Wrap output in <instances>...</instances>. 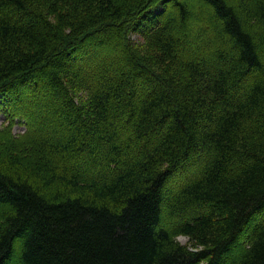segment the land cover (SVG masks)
Masks as SVG:
<instances>
[{
	"label": "trees",
	"instance_id": "obj_1",
	"mask_svg": "<svg viewBox=\"0 0 264 264\" xmlns=\"http://www.w3.org/2000/svg\"><path fill=\"white\" fill-rule=\"evenodd\" d=\"M0 110V264H264V0H0Z\"/></svg>",
	"mask_w": 264,
	"mask_h": 264
},
{
	"label": "rangeland",
	"instance_id": "obj_2",
	"mask_svg": "<svg viewBox=\"0 0 264 264\" xmlns=\"http://www.w3.org/2000/svg\"><path fill=\"white\" fill-rule=\"evenodd\" d=\"M128 39H130L133 44L144 43V40L140 36V34L137 32H133L131 30L128 31ZM14 112L15 113L13 116L12 114L8 116V114L0 110V135H2L4 132H9L13 136L18 137L25 131V127H26L25 120H27L28 114L18 111H14ZM176 239L180 243L190 245L189 240L186 236L177 235Z\"/></svg>",
	"mask_w": 264,
	"mask_h": 264
}]
</instances>
